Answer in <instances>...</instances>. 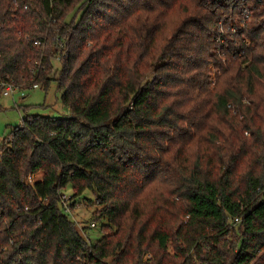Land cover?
<instances>
[{
	"label": "trees",
	"instance_id": "16d2710c",
	"mask_svg": "<svg viewBox=\"0 0 264 264\" xmlns=\"http://www.w3.org/2000/svg\"><path fill=\"white\" fill-rule=\"evenodd\" d=\"M242 1L0 0V97L55 83L67 113L19 107L0 143V264H264V3L232 36Z\"/></svg>",
	"mask_w": 264,
	"mask_h": 264
},
{
	"label": "rangeland",
	"instance_id": "374dc122",
	"mask_svg": "<svg viewBox=\"0 0 264 264\" xmlns=\"http://www.w3.org/2000/svg\"><path fill=\"white\" fill-rule=\"evenodd\" d=\"M22 106L32 107L28 110L27 114H29V116L39 115L45 117L54 115L58 117L61 114H67L66 109L60 103V96L56 92L55 83H51L46 91H42L41 89H29L28 91L21 93L18 91L14 92L12 98H4L1 96L0 143L11 134L14 127L20 125L21 121L27 117V114L22 112L19 108ZM39 106H45V108L40 109ZM40 176V174L30 176L28 180L32 183L33 181L39 179ZM69 194L70 190L67 189L64 195L68 196ZM86 201L94 202V197L87 191L82 194L79 203H76L69 211L71 213L69 217L80 234L85 232L84 235L88 241L94 243L102 236L99 227L104 223V221L101 220L97 224L94 223L92 220L94 207ZM91 226H94V228H91Z\"/></svg>",
	"mask_w": 264,
	"mask_h": 264
},
{
	"label": "built area",
	"instance_id": "2783aa9c",
	"mask_svg": "<svg viewBox=\"0 0 264 264\" xmlns=\"http://www.w3.org/2000/svg\"><path fill=\"white\" fill-rule=\"evenodd\" d=\"M264 3V0H257L256 1V5L257 6H261ZM246 1H242L241 7H239L240 10V18L237 19L236 21V25L237 27H235V25H231V19H230V23L228 27V32H230V35H238V32L243 31L244 28H246V20L250 15V9L246 7ZM220 25V22L218 24V26ZM219 28H221L219 26ZM222 30V29H221ZM221 36H223V32H221ZM215 42L217 43L218 47H217V51L222 50L224 53L229 52V46L227 44V42H225L224 38L222 37H217V39H215ZM34 46H38V43H34ZM3 89L1 91V96L4 98H12L14 92H16V88L13 85V83L10 82H5V83H1ZM33 90H37L38 89V85H33L32 86ZM69 197L63 195L61 197V204L64 206V211L65 212H69L68 211V203H69ZM94 226H91V228H93Z\"/></svg>",
	"mask_w": 264,
	"mask_h": 264
}]
</instances>
